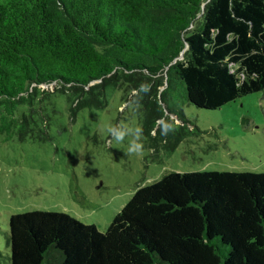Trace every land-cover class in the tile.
<instances>
[{
    "label": "trees",
    "instance_id": "trees-1",
    "mask_svg": "<svg viewBox=\"0 0 264 264\" xmlns=\"http://www.w3.org/2000/svg\"><path fill=\"white\" fill-rule=\"evenodd\" d=\"M108 87L153 157L173 150L194 133L183 104L264 90V0H0V132L49 140L53 96L73 117ZM7 226L0 264H264V172L165 171L103 231L39 209Z\"/></svg>",
    "mask_w": 264,
    "mask_h": 264
},
{
    "label": "rangeland",
    "instance_id": "rangeland-1",
    "mask_svg": "<svg viewBox=\"0 0 264 264\" xmlns=\"http://www.w3.org/2000/svg\"><path fill=\"white\" fill-rule=\"evenodd\" d=\"M41 88L52 90L53 84ZM103 107H83L71 116L64 94L53 96L57 112L51 138L38 141L0 132V250L8 217L39 209L65 212L105 230L135 189L165 171L264 172V90L247 93L218 108L187 103L184 117L194 133L155 157L145 143L141 113L121 89L108 87ZM137 129L139 132H137ZM126 133L122 141L117 137ZM140 136L142 154H130Z\"/></svg>",
    "mask_w": 264,
    "mask_h": 264
},
{
    "label": "clouds",
    "instance_id": "clouds-1",
    "mask_svg": "<svg viewBox=\"0 0 264 264\" xmlns=\"http://www.w3.org/2000/svg\"><path fill=\"white\" fill-rule=\"evenodd\" d=\"M137 132H139V130L137 129ZM126 135V133H121L118 137L117 140L118 141H122L124 136ZM142 149H143V145L142 143H140V136L136 135L132 141H130L129 143V147H128V151L130 154H142Z\"/></svg>",
    "mask_w": 264,
    "mask_h": 264
},
{
    "label": "water",
    "instance_id": "water-1",
    "mask_svg": "<svg viewBox=\"0 0 264 264\" xmlns=\"http://www.w3.org/2000/svg\"><path fill=\"white\" fill-rule=\"evenodd\" d=\"M160 120H161V119H160ZM160 120H159V121H160Z\"/></svg>",
    "mask_w": 264,
    "mask_h": 264
}]
</instances>
